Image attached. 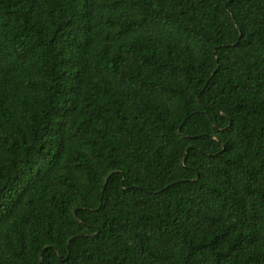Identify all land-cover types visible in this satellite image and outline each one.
<instances>
[{
    "label": "trees",
    "instance_id": "1",
    "mask_svg": "<svg viewBox=\"0 0 264 264\" xmlns=\"http://www.w3.org/2000/svg\"><path fill=\"white\" fill-rule=\"evenodd\" d=\"M0 264H264V0H0Z\"/></svg>",
    "mask_w": 264,
    "mask_h": 264
}]
</instances>
